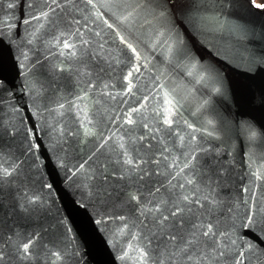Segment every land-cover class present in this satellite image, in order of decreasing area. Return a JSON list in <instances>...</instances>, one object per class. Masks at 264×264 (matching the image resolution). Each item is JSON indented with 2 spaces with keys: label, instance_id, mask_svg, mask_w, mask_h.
<instances>
[{
  "label": "water",
  "instance_id": "95a60500",
  "mask_svg": "<svg viewBox=\"0 0 264 264\" xmlns=\"http://www.w3.org/2000/svg\"><path fill=\"white\" fill-rule=\"evenodd\" d=\"M0 264H264V6L0 0Z\"/></svg>",
  "mask_w": 264,
  "mask_h": 264
},
{
  "label": "flooded vegetation",
  "instance_id": "af4514ba",
  "mask_svg": "<svg viewBox=\"0 0 264 264\" xmlns=\"http://www.w3.org/2000/svg\"><path fill=\"white\" fill-rule=\"evenodd\" d=\"M257 5L264 6V0H254Z\"/></svg>",
  "mask_w": 264,
  "mask_h": 264
},
{
  "label": "snow or ice",
  "instance_id": "6c2138e0",
  "mask_svg": "<svg viewBox=\"0 0 264 264\" xmlns=\"http://www.w3.org/2000/svg\"><path fill=\"white\" fill-rule=\"evenodd\" d=\"M65 46L67 47V45H65ZM250 223H251V220H250ZM205 234H207V233H205ZM27 247H28V245L26 244V245H25V248H27Z\"/></svg>",
  "mask_w": 264,
  "mask_h": 264
}]
</instances>
